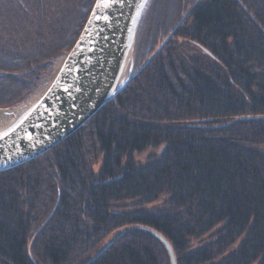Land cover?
<instances>
[{"label":"trees","instance_id":"16d2710c","mask_svg":"<svg viewBox=\"0 0 264 264\" xmlns=\"http://www.w3.org/2000/svg\"><path fill=\"white\" fill-rule=\"evenodd\" d=\"M93 3L0 0V107L30 94ZM187 10L150 44L152 22L133 71L175 29L76 131L0 171V264H170L139 225L176 264H264V119H236L264 114V0Z\"/></svg>","mask_w":264,"mask_h":264},{"label":"water","instance_id":"95a60500","mask_svg":"<svg viewBox=\"0 0 264 264\" xmlns=\"http://www.w3.org/2000/svg\"><path fill=\"white\" fill-rule=\"evenodd\" d=\"M148 1L94 0L74 44L64 54L43 91L25 105L0 107V112L21 108L0 129V171L33 159L76 131L158 52L175 27L133 71L138 28ZM236 119H264V114L242 115ZM131 227L156 237L167 251L170 264H176L172 247L162 234L148 226ZM127 229L113 233L100 251Z\"/></svg>","mask_w":264,"mask_h":264},{"label":"rangeland","instance_id":"374dc122","mask_svg":"<svg viewBox=\"0 0 264 264\" xmlns=\"http://www.w3.org/2000/svg\"><path fill=\"white\" fill-rule=\"evenodd\" d=\"M192 0H149L147 6L142 14L140 25L138 28V37L135 45L134 55L135 61L139 60V55L141 57L140 52V42L143 37L144 31L148 30L151 26L152 22H156L154 26L153 33L154 35L149 38V43L151 44L157 38L160 39L164 32L169 29L170 24H174L180 17L183 15L185 9L189 8ZM167 2V3H166ZM166 3V4H165ZM155 7V9H154ZM161 11V12H159ZM159 12V13H158ZM55 18V17H54ZM159 18V22L157 20ZM148 35V34H147ZM142 36V37H141ZM142 51V50H141ZM65 53L60 55L57 58H54L51 62V66L48 69H45L41 74L38 83L32 89L30 94L18 104L11 105L10 107L19 106L21 104L25 105L26 103H30L33 99H35L45 88V86L52 79L55 71L57 70L56 62L59 59H62ZM144 55L142 56V58ZM160 153V148H147L141 152L134 153V159L138 164H147L151 158H155ZM98 168V164H95V169ZM110 236V235H109ZM107 241V240H106Z\"/></svg>","mask_w":264,"mask_h":264},{"label":"bare ground","instance_id":"6f19581e","mask_svg":"<svg viewBox=\"0 0 264 264\" xmlns=\"http://www.w3.org/2000/svg\"><path fill=\"white\" fill-rule=\"evenodd\" d=\"M62 59H59L56 62V66L58 67L61 64ZM21 112V108H15L10 111L0 112V129L7 124H9L16 116Z\"/></svg>","mask_w":264,"mask_h":264}]
</instances>
